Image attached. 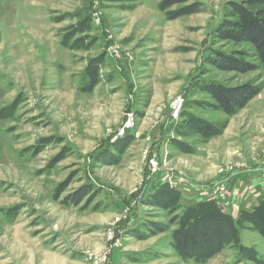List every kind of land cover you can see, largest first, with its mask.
<instances>
[{
	"label": "rangeland",
	"instance_id": "374dc122",
	"mask_svg": "<svg viewBox=\"0 0 264 264\" xmlns=\"http://www.w3.org/2000/svg\"><path fill=\"white\" fill-rule=\"evenodd\" d=\"M165 1L0 0V264H204L223 249L240 258L238 245L264 261L263 206L239 210L238 242L209 258L172 246L186 203L151 183L175 174L224 200L247 190L227 184L264 160V103L227 115L204 88L255 80L260 93L264 69L250 44L214 32L249 0ZM250 6L264 16V0ZM233 50L257 68L210 63ZM194 118L223 128L204 137Z\"/></svg>",
	"mask_w": 264,
	"mask_h": 264
},
{
	"label": "trees",
	"instance_id": "16d2710c",
	"mask_svg": "<svg viewBox=\"0 0 264 264\" xmlns=\"http://www.w3.org/2000/svg\"><path fill=\"white\" fill-rule=\"evenodd\" d=\"M164 1V0H162ZM187 0H166L161 2L160 8L186 2ZM253 0L244 2H230L228 18L222 20L215 28L216 37L221 40H230L235 44L247 43L254 50L255 58L264 69V16L258 10L250 6ZM189 7L169 12L170 18L181 14L190 13ZM187 10V11H186ZM217 58L210 61L217 69L225 71H237L245 73L256 69L254 63L245 61L246 56L241 51L233 50L230 53L217 52ZM257 81H248L236 86H226L217 82H211L205 86V92L213 99L212 107L223 111L227 115L233 114L242 108L261 89ZM192 127L197 134L204 137L218 135L222 125L208 122L204 119L194 118ZM162 184L156 189H170L174 196L180 194L177 190ZM153 194V192L151 193ZM263 206L260 202L252 211L243 210V214H252L255 209ZM177 228L172 233V246L182 259L197 258L205 259L218 253L224 245L238 242L240 230V215L235 218L224 212L214 201H200L183 209L180 216H176ZM240 258L254 261L256 264H264L251 246L238 245Z\"/></svg>",
	"mask_w": 264,
	"mask_h": 264
},
{
	"label": "crops",
	"instance_id": "0c3cea01",
	"mask_svg": "<svg viewBox=\"0 0 264 264\" xmlns=\"http://www.w3.org/2000/svg\"><path fill=\"white\" fill-rule=\"evenodd\" d=\"M263 93H264V88L260 93L255 95L252 99H250L244 108H246L250 104H254L253 105L254 108L255 105L257 106L264 103L263 101L264 99L263 100L256 99L261 97ZM244 108L242 110H244ZM253 117L254 118L252 120H255L257 118L256 114L253 113ZM263 163L264 160H260L257 163L258 167H255L248 171L239 170L237 172H233L232 173L233 178L235 177V179L238 180L240 184H235L234 182H231L230 184H227V186L229 185L233 189H238L241 188L242 186V187H246L247 190L235 191L234 195H231V197H227L226 200H224L223 198L220 199L217 196L213 197L212 195L205 194L204 192L200 194H196L195 192L197 191H195L194 189L186 190L184 187H181L178 184L175 185V182L177 183V179H178L175 174L168 175V179L158 178L157 181L151 183V186L153 185V188L155 186L157 188L162 184L169 185L168 180H170L172 189L175 188L174 190H177L179 193H181L182 202L183 204L186 203L183 208H186L200 201H214L222 208L224 212L229 213L233 217H236L237 214L239 213V210L248 211L251 210L254 207V205L260 202H264V164ZM241 182L243 185L241 184ZM183 196L188 198L186 200H190V198H193L192 199L193 203L185 202L183 200ZM225 254H226V249H223L218 254L213 256L208 262L211 263L214 262L211 260L218 259L220 260L219 264H251L249 261H247L248 259L236 258L235 255L233 257H229ZM209 263H204V264H209Z\"/></svg>",
	"mask_w": 264,
	"mask_h": 264
},
{
	"label": "built area",
	"instance_id": "2783aa9c",
	"mask_svg": "<svg viewBox=\"0 0 264 264\" xmlns=\"http://www.w3.org/2000/svg\"><path fill=\"white\" fill-rule=\"evenodd\" d=\"M181 107H182V100L180 98H178V99H176L173 102V105H172V115H173V117H176L177 115H179ZM150 164H151V170L153 172H155L156 169H157V163L151 161ZM168 181H169V185L171 186L170 180H168ZM175 184H177V183L175 182ZM217 197H219V196H217Z\"/></svg>",
	"mask_w": 264,
	"mask_h": 264
}]
</instances>
